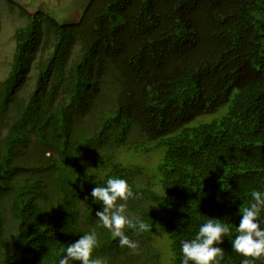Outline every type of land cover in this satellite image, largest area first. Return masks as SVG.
Here are the masks:
<instances>
[{"label":"trees","instance_id":"1","mask_svg":"<svg viewBox=\"0 0 264 264\" xmlns=\"http://www.w3.org/2000/svg\"><path fill=\"white\" fill-rule=\"evenodd\" d=\"M3 1L24 24L0 81V264H59L93 230L104 264H183L208 219L231 229L220 264H242L232 240L264 194V0H88L69 24ZM109 178L148 225L124 229L135 252L95 215Z\"/></svg>","mask_w":264,"mask_h":264},{"label":"clouds","instance_id":"2","mask_svg":"<svg viewBox=\"0 0 264 264\" xmlns=\"http://www.w3.org/2000/svg\"><path fill=\"white\" fill-rule=\"evenodd\" d=\"M13 1V0H12ZM134 192L128 182L120 178H109L105 187L97 186L92 189V198L102 202L103 209L95 213L103 227L109 229L114 237L119 238L121 247L127 246L135 252L138 243L131 240L124 232L126 227L139 231H147L148 225L139 218H130L127 212V201L134 198ZM254 201L250 207L243 210L238 228V235L232 240V248L245 257L242 264H255L264 257V229L261 228L258 217L264 211V194L255 191ZM123 201V203H121ZM231 229L226 225L208 219L199 228L196 237L182 242L183 264H220L224 257L223 238L229 236ZM98 245L95 230L84 234L76 242L68 245L66 255L59 260V264H104L101 258H93V251Z\"/></svg>","mask_w":264,"mask_h":264},{"label":"rangeland","instance_id":"3","mask_svg":"<svg viewBox=\"0 0 264 264\" xmlns=\"http://www.w3.org/2000/svg\"><path fill=\"white\" fill-rule=\"evenodd\" d=\"M13 1L24 6L28 11L32 9L42 10L53 15L60 23L69 24L76 21V17H78L82 7L88 0H43L39 8L22 3L23 0ZM37 3L38 1L35 2V4ZM49 4H53L55 10H52L53 7L49 6ZM23 24L24 18L17 14L16 9L10 11L5 2L0 0V81H3L7 77L11 68L14 55L13 30L15 27ZM34 75L35 71L33 67L24 74L19 86L14 90L19 97L25 98L29 95L34 81ZM30 147L33 148L32 144H30ZM28 151H30V149ZM167 254L169 257V253ZM126 256L128 257V255Z\"/></svg>","mask_w":264,"mask_h":264},{"label":"crops","instance_id":"4","mask_svg":"<svg viewBox=\"0 0 264 264\" xmlns=\"http://www.w3.org/2000/svg\"><path fill=\"white\" fill-rule=\"evenodd\" d=\"M36 1H38L37 4H35ZM42 1H43V0H35V1H33V0H23L22 3L30 4V5H32V6L35 7V8H39V7H41V2H42ZM15 3H16V2H15ZM17 4H18V3H17ZM49 6L53 7L52 10H55V6H54L53 4H49ZM76 18H77V17H76ZM75 20H76V19H75Z\"/></svg>","mask_w":264,"mask_h":264}]
</instances>
